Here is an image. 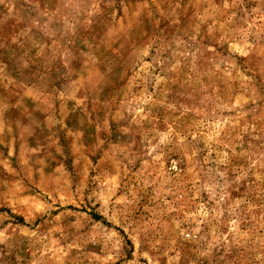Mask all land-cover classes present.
Segmentation results:
<instances>
[{
  "label": "rangeland",
  "instance_id": "1",
  "mask_svg": "<svg viewBox=\"0 0 264 264\" xmlns=\"http://www.w3.org/2000/svg\"><path fill=\"white\" fill-rule=\"evenodd\" d=\"M0 264H264V0H0Z\"/></svg>",
  "mask_w": 264,
  "mask_h": 264
}]
</instances>
